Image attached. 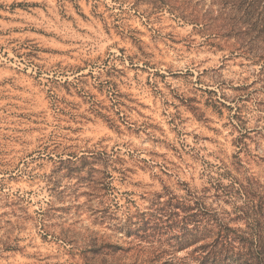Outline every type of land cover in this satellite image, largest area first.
<instances>
[{"label":"rangeland","instance_id":"rangeland-1","mask_svg":"<svg viewBox=\"0 0 264 264\" xmlns=\"http://www.w3.org/2000/svg\"><path fill=\"white\" fill-rule=\"evenodd\" d=\"M219 228L264 264V0H0V264H200Z\"/></svg>","mask_w":264,"mask_h":264},{"label":"trees","instance_id":"trees-1","mask_svg":"<svg viewBox=\"0 0 264 264\" xmlns=\"http://www.w3.org/2000/svg\"><path fill=\"white\" fill-rule=\"evenodd\" d=\"M193 221L200 222V220ZM225 229L219 228L214 238L213 244L210 245V250H207L204 254H201L200 258L203 260L199 262L200 264H214L215 256H218L222 251H225L224 249L230 248L232 246L231 238L225 232Z\"/></svg>","mask_w":264,"mask_h":264}]
</instances>
